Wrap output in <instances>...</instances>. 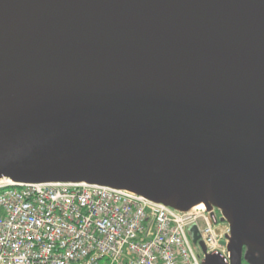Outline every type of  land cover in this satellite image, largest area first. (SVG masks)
<instances>
[{"label":"water","instance_id":"95a60500","mask_svg":"<svg viewBox=\"0 0 264 264\" xmlns=\"http://www.w3.org/2000/svg\"><path fill=\"white\" fill-rule=\"evenodd\" d=\"M2 180L204 204L202 264L264 254V0H0Z\"/></svg>","mask_w":264,"mask_h":264},{"label":"built area","instance_id":"2783aa9c","mask_svg":"<svg viewBox=\"0 0 264 264\" xmlns=\"http://www.w3.org/2000/svg\"><path fill=\"white\" fill-rule=\"evenodd\" d=\"M213 210L200 204L178 211L87 183L2 180L0 264H202L192 234L207 254L228 260L221 243L230 228L215 227Z\"/></svg>","mask_w":264,"mask_h":264},{"label":"flooded vegetation","instance_id":"af4514ba","mask_svg":"<svg viewBox=\"0 0 264 264\" xmlns=\"http://www.w3.org/2000/svg\"><path fill=\"white\" fill-rule=\"evenodd\" d=\"M213 214L216 215V218H219L218 210H213ZM220 222L218 221L215 227H218ZM242 264H264V254L256 251L251 244H245L242 248Z\"/></svg>","mask_w":264,"mask_h":264},{"label":"rangeland","instance_id":"374dc122","mask_svg":"<svg viewBox=\"0 0 264 264\" xmlns=\"http://www.w3.org/2000/svg\"><path fill=\"white\" fill-rule=\"evenodd\" d=\"M223 225H224V223L223 224H219L218 226L222 227ZM192 246H193V249H194L196 254H201L202 253V251H201V249H200L198 244H193V242H192Z\"/></svg>","mask_w":264,"mask_h":264},{"label":"bare ground","instance_id":"6f19581e","mask_svg":"<svg viewBox=\"0 0 264 264\" xmlns=\"http://www.w3.org/2000/svg\"><path fill=\"white\" fill-rule=\"evenodd\" d=\"M6 183V182H5Z\"/></svg>","mask_w":264,"mask_h":264}]
</instances>
